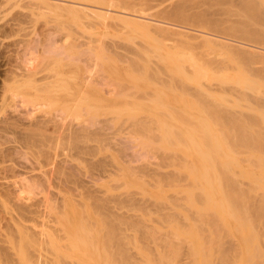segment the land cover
<instances>
[{"label": "rangeland", "instance_id": "obj_1", "mask_svg": "<svg viewBox=\"0 0 264 264\" xmlns=\"http://www.w3.org/2000/svg\"><path fill=\"white\" fill-rule=\"evenodd\" d=\"M9 3L0 197L69 213L55 259L263 264L264 0Z\"/></svg>", "mask_w": 264, "mask_h": 264}, {"label": "bare ground", "instance_id": "obj_2", "mask_svg": "<svg viewBox=\"0 0 264 264\" xmlns=\"http://www.w3.org/2000/svg\"><path fill=\"white\" fill-rule=\"evenodd\" d=\"M9 1H10L9 4H12L11 1L17 2V0H0V11L4 7V5ZM17 5H18V3H17ZM132 15H134V14H132ZM132 15L128 14V16L133 17ZM138 17H140V16H138ZM137 21H139V19ZM137 21H136V23H139ZM142 21L144 22V20H141V22ZM143 22H142V24H143ZM145 23H147V22L145 21ZM155 26H157V25H155ZM157 27H159V26H157ZM179 31H180V29H179ZM19 200L20 199H19L18 194L15 196L13 195V198H11V199L3 198L2 196L0 197V250H2L3 254H4V255H2V254L0 255V264H19V239L21 240V242L24 240L26 245H28V246L25 245V248L28 247L27 250H28L29 256L26 255V252L24 254V251H23L24 248L22 250L23 252H21L25 255V257H23V262L25 264H60V261L55 259V257H57L58 255H59L58 257H60L59 259L62 258V256H60L61 250H59L60 245L55 244L56 242L54 241V238H53L52 229L54 232L57 231L56 234H58V233L65 234V236L62 235V237H66V234H68V230L70 229V226H71V225L69 226L67 224L71 220L70 219H69L70 221L65 220V218H64V216L67 217L68 212L63 211L60 215L63 216L64 212H66V213L64 214L63 217H61L59 214H56L55 212H53L50 207L46 206V207H48L47 211H42V210L36 208V209L30 211V213H29L30 215L28 213H26L29 216L27 219V218L23 217L22 212L21 213L19 212V207L17 209L16 208L17 205H14V204H16V202H19ZM46 207H45V209H46ZM262 207H263V205H262ZM258 211L260 213L261 209ZM261 213L262 214H259V215H262L260 227L264 231V208L261 211ZM66 219H68V217ZM2 222H4L5 227L2 225ZM69 224H71V223H69ZM67 225L69 226V228ZM59 236H60V234H59ZM22 237H24V238L22 239ZM26 240H27V242H26ZM28 242H29V244H28ZM46 242L53 245V247L51 249V250H53V252H47L48 250L45 251L41 247L42 246L41 244H44ZM22 243H24V242H22ZM23 247H24V245H23ZM24 255H22V256H24ZM56 261H58L59 263ZM61 262H62V260H61ZM86 262H85V264L96 263V261H93L92 259H90V262H88V261H86ZM64 263L69 264L70 262L69 263L64 262Z\"/></svg>", "mask_w": 264, "mask_h": 264}]
</instances>
